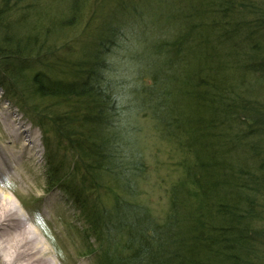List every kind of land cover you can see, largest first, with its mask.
Wrapping results in <instances>:
<instances>
[{"label": "trees", "instance_id": "trees-1", "mask_svg": "<svg viewBox=\"0 0 264 264\" xmlns=\"http://www.w3.org/2000/svg\"><path fill=\"white\" fill-rule=\"evenodd\" d=\"M79 1L72 2L69 26L81 13ZM129 1L119 2L114 19L104 23L86 62L53 60L48 72L34 73L29 87L36 105L28 106L26 62L52 48L14 30L8 18L22 0H1L0 83L44 133L57 130L58 146L66 139L83 155L77 185L74 169L60 177L48 152L49 184L73 199L98 241L108 240L109 264H255L254 239L264 236L251 225L258 207L264 209V104L255 94L264 88V0H144L160 4L150 20L139 1ZM132 14L130 33L142 25L148 41L133 50L129 82L120 76L117 49ZM143 109L190 157L162 224L139 205L118 201L113 215L87 198L92 185L103 187L105 173L134 189L144 167L133 120ZM44 143L49 150L50 141ZM60 163L54 165L65 160Z\"/></svg>", "mask_w": 264, "mask_h": 264}, {"label": "rangeland", "instance_id": "rangeland-1", "mask_svg": "<svg viewBox=\"0 0 264 264\" xmlns=\"http://www.w3.org/2000/svg\"><path fill=\"white\" fill-rule=\"evenodd\" d=\"M22 1L20 9L14 11L8 18L9 22L14 24V30L21 33V36L38 35L40 46L45 44L52 48L41 60L34 59L26 62L28 71L24 74V78L27 82L26 86L23 85V90L28 106L36 105L29 87L34 73L45 72V70L48 72L51 68L50 61L53 60H59L62 65L86 62L91 55V50L98 42L99 32L105 26L104 23L114 19L113 15L119 8V2L124 1L126 5L130 3L129 0H81L77 3L78 9L81 10L77 22L69 26L68 20L73 17L71 11L73 0ZM138 1L139 7L144 10V17L150 20L149 17L153 14L151 8L155 9L160 4L158 1L148 4L144 0ZM134 19L136 18L132 14L125 21L126 31L120 40L121 46L117 49L118 55L122 56L119 70H122L123 75L120 76H124L129 82L135 74L134 63L131 60L133 50H139L148 41L142 40L141 34L147 36V28L142 25L137 32L130 33L129 27L135 28ZM58 74L64 78L69 76ZM256 92L255 94L264 104V88ZM47 103L49 106L54 104L51 101H46L45 104ZM0 105L9 109L13 118L18 120V125L25 130L28 129L29 136L34 141L31 146L34 156L31 166H21L18 173L8 179L12 185L8 187L7 194L11 195L18 212L32 219V224L37 226L50 245L58 264H109V259L105 256L109 245L108 240L103 237L98 241L92 226L90 227L89 222L78 211L73 199L64 191L49 184L51 172L48 152L52 155L53 166L60 170V177L64 174L71 176L74 169L72 178L77 185L82 184L81 176L85 172L81 165L83 155L78 156L70 148L71 143L66 139L62 141L61 146H58L59 141L55 132L57 130L48 128L47 133H44V130L35 122V116L31 115L25 106L19 104L18 99L10 97L2 83H0ZM58 105L53 107L55 110L59 108L63 113V107ZM138 114L133 120L135 125L132 133L137 137L144 169L136 180L134 189L127 190L120 186L116 178L105 173L102 178L103 187L98 188L97 185H92L87 198L89 204L97 211L106 210L113 215L118 201L139 205L149 211L151 216L157 219L158 224H162L167 220L166 217L171 209L173 189L186 178V165L183 162L190 157L178 144L164 137L160 124L150 112L143 109ZM44 138L47 142L50 141L49 150L45 147ZM67 147L68 150H66ZM62 158L65 160V165H54L61 164ZM1 183L5 187V180ZM94 186L96 187L93 190ZM118 197L121 200H118ZM251 225L260 233L264 230V209L262 211V208L258 207V215ZM254 240L255 242L252 241V243L254 242L257 252L250 256L251 260L255 264H264V236L256 235ZM119 247L120 245L118 248H113L114 252L117 253ZM108 255L112 254L108 253Z\"/></svg>", "mask_w": 264, "mask_h": 264}, {"label": "bare ground", "instance_id": "bare-ground-1", "mask_svg": "<svg viewBox=\"0 0 264 264\" xmlns=\"http://www.w3.org/2000/svg\"><path fill=\"white\" fill-rule=\"evenodd\" d=\"M8 110L0 105V263L58 264L32 219L19 213L11 195L7 194L12 185L8 179L21 166L30 167L34 157L31 148L34 141L28 129L18 125ZM4 180L5 187L1 183Z\"/></svg>", "mask_w": 264, "mask_h": 264}]
</instances>
